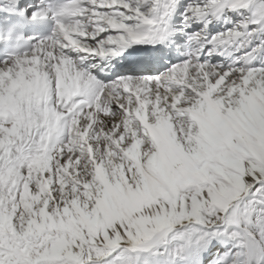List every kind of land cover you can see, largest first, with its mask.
I'll use <instances>...</instances> for the list:
<instances>
[{
	"label": "snow or ice",
	"instance_id": "1",
	"mask_svg": "<svg viewBox=\"0 0 264 264\" xmlns=\"http://www.w3.org/2000/svg\"><path fill=\"white\" fill-rule=\"evenodd\" d=\"M0 264H264V0H0Z\"/></svg>",
	"mask_w": 264,
	"mask_h": 264
}]
</instances>
